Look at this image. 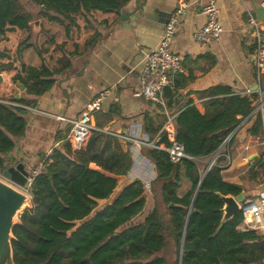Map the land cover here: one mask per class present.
I'll return each mask as SVG.
<instances>
[{
  "label": "trees",
  "instance_id": "16d2710c",
  "mask_svg": "<svg viewBox=\"0 0 264 264\" xmlns=\"http://www.w3.org/2000/svg\"><path fill=\"white\" fill-rule=\"evenodd\" d=\"M27 2L42 6L39 15L50 21L73 24L74 14L89 15L94 10L120 13L130 0ZM33 20L34 14L24 0H0V41L14 28L29 29ZM25 46L20 44L19 53ZM5 56L0 52V59ZM7 67L0 63V72ZM67 68V63L53 70L24 65L26 77H15L26 89L20 99L11 100L21 106L0 101V171L6 167L3 155L15 147V138L25 133L24 106L30 103L27 96L49 91L55 85V74ZM183 84V74L173 77L172 85L164 91L169 105ZM209 96L204 114L189 100L174 115L176 139L188 155L198 158L214 154L246 117H255L251 132L263 137L258 102L225 86L212 88ZM253 96L260 98L258 92ZM113 111V107L103 111L108 120ZM97 126L82 150H74L67 139L62 148H55L43 173L33 182L34 204L13 229L16 264H264V233L239 228L244 221L240 210L223 221L222 195L238 196L242 187L224 180L222 168L213 165L202 173L196 160L172 163L164 150L146 146V156L157 171L150 189L135 180L119 191V178L126 176L133 160L116 136L103 131L99 123ZM160 127L155 128L149 116L146 130L156 135ZM70 130L71 124L66 132ZM156 145L163 148L170 142L162 136ZM92 162L101 169H91ZM184 178L191 186L180 194ZM150 197L153 206L145 215ZM108 200L107 205H101ZM172 248L174 258L169 254Z\"/></svg>",
  "mask_w": 264,
  "mask_h": 264
},
{
  "label": "crops",
  "instance_id": "0c3cea01",
  "mask_svg": "<svg viewBox=\"0 0 264 264\" xmlns=\"http://www.w3.org/2000/svg\"><path fill=\"white\" fill-rule=\"evenodd\" d=\"M24 1L34 14V20L29 29L14 28L0 41V52L6 53L0 63L9 65L0 72V99H16L18 93L20 98L24 96L25 90L21 91L18 80H15L20 74L26 77L24 65L38 69L47 66L53 70L67 63L69 68L55 74V85L49 91L37 97L27 96L30 103L24 106L26 130L23 136L15 138V147L3 155L5 165L23 162L30 170L42 161L48 163L53 150L62 148L68 140L69 132L66 131L71 121L107 89L115 96L96 113L95 126L98 127L99 123L103 131L114 136L133 132L146 142H157L162 137L160 131L166 113L159 105L135 97L134 91L140 84L145 54L160 41V33L180 0H130L120 13L94 10L89 15L74 14L73 24L50 21L39 15L42 6ZM217 3L223 32L211 44L194 38V32L205 23L201 0H189L186 13L178 21L171 50L181 57L185 72L183 86L179 88L175 101L168 104L171 115L187 106L189 100L204 114L211 99L210 90L219 86L245 95L253 103L258 102L256 110H261L264 104V96L253 98V92L264 91V73L259 75L256 70L254 37L249 29V18L256 9L255 5L264 7V0H217ZM261 22L264 27V20ZM21 43L26 46L19 53ZM257 85L258 89H255ZM112 107V118L108 120L103 111ZM149 116L154 119L155 128L161 125L156 135L146 130ZM255 120V117L243 118L231 133L234 137L232 144L222 145L209 156L195 158L202 173L208 171L214 161V165L222 168L224 180L242 187L244 200L264 193V129L262 138L253 134L251 129ZM118 140L133 160L126 176L119 178V191L135 180L150 189L157 171L155 163L146 156L147 145L138 152L130 143ZM246 158L252 159L254 165H250ZM89 167L101 169L94 162ZM190 186L191 182L184 178L179 193L183 194ZM109 202L102 201L101 205ZM152 206L150 197L145 215ZM239 228L246 230L243 225Z\"/></svg>",
  "mask_w": 264,
  "mask_h": 264
},
{
  "label": "built area",
  "instance_id": "2783aa9c",
  "mask_svg": "<svg viewBox=\"0 0 264 264\" xmlns=\"http://www.w3.org/2000/svg\"><path fill=\"white\" fill-rule=\"evenodd\" d=\"M201 14L205 17V23L202 27L198 28L194 32V38L202 43L211 44L216 41L223 32V27L220 22V7L217 0H201ZM189 7V0H180L176 10L170 15L163 34L161 35L158 44L151 48L144 57L142 72L140 75L139 87L134 91V96L138 98H144L153 102L156 105L162 107L166 113V120L160 133L161 136H166L170 142L167 147H160L156 145V142H146L142 140L135 133L130 132L128 134H115L118 138L131 144L133 150L140 152L142 146L147 145L151 147H158L164 150L168 154V159L172 163H180L183 159H193L188 155L183 145L176 139V124L174 115L168 113V101L164 98V91L167 87L172 85V79L175 75L183 74L185 67L182 63L181 57L171 50L172 40L177 31V25L180 17L186 13ZM249 29L251 35L254 37V63L259 75L264 73V27L261 20L256 19L253 16L249 18ZM260 96L261 90L257 91ZM111 94V90L107 89L100 92L92 101H90L86 107L82 110L80 115L71 121V130L68 134V140L71 142L72 147L76 151H80L86 147L92 132L98 130L94 124L96 113L100 112L104 108V101ZM11 105L20 104L11 100H2ZM261 114L264 129V104L261 105ZM232 135L228 136L223 145L229 144ZM263 145V157H264V140ZM229 156V153L226 154ZM250 165H254L252 159L246 158ZM215 164L213 161L210 164V168ZM46 165L45 161H42L36 167L29 170L27 177L28 188L26 191L31 194V187L36 177L44 171ZM239 209L244 216L243 227L246 230H256L264 233V193L254 199H247L239 202Z\"/></svg>",
  "mask_w": 264,
  "mask_h": 264
},
{
  "label": "water",
  "instance_id": "95a60500",
  "mask_svg": "<svg viewBox=\"0 0 264 264\" xmlns=\"http://www.w3.org/2000/svg\"><path fill=\"white\" fill-rule=\"evenodd\" d=\"M255 8L252 16L258 20H264V7L255 5ZM163 31L160 33V38ZM142 55H144V52ZM0 80H2L1 76ZM18 85L21 91L25 90V85L20 80H18ZM255 89H258V85ZM114 96L115 93L111 91L110 96L105 99L104 105L106 106ZM262 96H264V91ZM16 99H20V93L16 95ZM209 169L210 167L207 170ZM0 174L2 175L0 176V264H16L13 249V240L15 239L13 229L17 224L21 223V216L26 210L25 208L27 206L31 208L34 204L32 194L26 191L28 188L27 177L29 169L23 162H19L6 166L0 171ZM222 197L225 201L223 207V221H225L240 210L239 202L244 201V195L241 193L237 197L232 195H222ZM182 250L183 246L181 247Z\"/></svg>",
  "mask_w": 264,
  "mask_h": 264
},
{
  "label": "rangeland",
  "instance_id": "374dc122",
  "mask_svg": "<svg viewBox=\"0 0 264 264\" xmlns=\"http://www.w3.org/2000/svg\"><path fill=\"white\" fill-rule=\"evenodd\" d=\"M0 176H1V174H0ZM248 196H249V194H248ZM256 198V197H255ZM252 199H254V198H252ZM27 208H29V206H27L25 209H27ZM143 217H141V219H142ZM169 254H171V256L174 258V254H176L175 253V250H174V248H172L170 251H169Z\"/></svg>",
  "mask_w": 264,
  "mask_h": 264
}]
</instances>
